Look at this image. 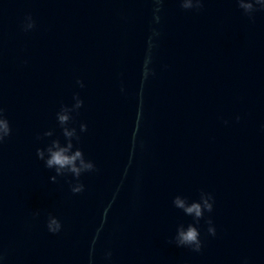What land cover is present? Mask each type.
<instances>
[{
  "label": "clouds",
  "instance_id": "clouds-1",
  "mask_svg": "<svg viewBox=\"0 0 264 264\" xmlns=\"http://www.w3.org/2000/svg\"><path fill=\"white\" fill-rule=\"evenodd\" d=\"M238 7L243 10L245 14H251L256 11V5L260 6L261 10H264V0H236ZM157 4L161 3V0H156ZM181 7L185 10L193 8L199 9L202 4L201 0H180ZM156 12L160 11V8L155 9ZM155 19L159 21V16ZM28 23L26 29L34 27V22L31 21V17H28ZM83 86V85H81ZM75 104L71 107L62 105L59 112L56 114L58 124L62 129V135L65 138V142L61 143L60 139H53L45 148H37V158L44 161V165L48 169H54L56 175L50 177L52 182H55L57 176H65L71 174L77 181L71 185V191L80 193L84 191V185L79 182V179L83 173L91 172L95 170V165L90 160H86L84 153L80 148H75L73 139L79 140L75 128L68 127L72 120L71 113L83 106V101L79 96H74ZM80 131H87V125L81 124ZM12 129L7 118L4 117L2 109H0V142H3L5 137L11 135ZM45 136L51 137L52 131L44 133ZM211 194L201 192L199 200H193L189 202L188 198L176 195L173 200V206L181 210L186 216H191L194 223H189L187 227L183 224L179 225L176 229V235L174 237V243L178 247H189L195 252H199L202 248V241L200 239V231L197 228V224L204 217L205 212H212ZM207 223L210 225L208 232L211 235H215V228L211 226L212 221L209 219ZM61 228V224L57 218L50 216L48 220L49 231L55 233ZM173 241H170V243ZM110 255V254H109Z\"/></svg>",
  "mask_w": 264,
  "mask_h": 264
}]
</instances>
